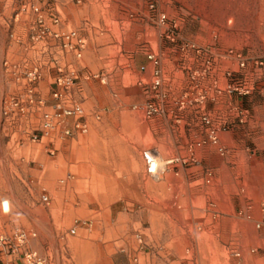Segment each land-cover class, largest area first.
Masks as SVG:
<instances>
[{"label": "rangeland", "instance_id": "374dc122", "mask_svg": "<svg viewBox=\"0 0 264 264\" xmlns=\"http://www.w3.org/2000/svg\"><path fill=\"white\" fill-rule=\"evenodd\" d=\"M53 1L103 79L83 81L88 131L50 153L3 124L1 63L22 8ZM262 222L264 0H0V236L34 231L47 264H264Z\"/></svg>", "mask_w": 264, "mask_h": 264}, {"label": "built area", "instance_id": "2783aa9c", "mask_svg": "<svg viewBox=\"0 0 264 264\" xmlns=\"http://www.w3.org/2000/svg\"><path fill=\"white\" fill-rule=\"evenodd\" d=\"M64 1L79 4L82 0ZM22 10L27 36L21 39L16 35L14 27L8 28L12 51L5 55L1 65L9 91L1 100V115L3 124L14 131H21L31 142H40L46 137L51 145L49 152L53 153L64 138L88 131L83 81L90 75L99 77L100 80L103 77L97 73H86L82 61L87 45L86 37L69 25L56 1L48 3L44 10L33 2ZM20 13L21 11L14 13L13 22L19 20ZM148 58L152 56L148 55ZM44 73L49 78V99H45L39 91ZM156 85L158 80L153 83V86ZM154 111L155 108L149 105L146 113ZM91 117L99 120L100 111L92 110ZM202 119L205 123L209 122L205 115ZM208 137L211 142L215 141L216 132L213 128L209 129ZM142 159L146 173L154 175L158 169L155 157L150 151L144 150ZM70 176L68 173L67 178ZM210 180L211 171H206L205 182ZM41 199L48 202L47 195L41 196ZM74 222L78 223L77 220ZM81 223L85 224L86 221ZM255 227L263 231L260 243L264 245V222L256 223ZM69 232H75V225ZM35 236L34 231L24 232L16 228L12 236L1 234L0 250L7 255L20 256L18 264H47L45 255L27 246L28 239ZM135 237L140 243V234L136 233Z\"/></svg>", "mask_w": 264, "mask_h": 264}, {"label": "crops", "instance_id": "0c3cea01", "mask_svg": "<svg viewBox=\"0 0 264 264\" xmlns=\"http://www.w3.org/2000/svg\"><path fill=\"white\" fill-rule=\"evenodd\" d=\"M20 261V256L16 254L7 255L5 252L0 250V264H18Z\"/></svg>", "mask_w": 264, "mask_h": 264}, {"label": "bare ground", "instance_id": "6f19581e", "mask_svg": "<svg viewBox=\"0 0 264 264\" xmlns=\"http://www.w3.org/2000/svg\"><path fill=\"white\" fill-rule=\"evenodd\" d=\"M155 162H156V160H155ZM156 166H157V164H156ZM3 203H4V208L6 209L7 208V204H6L5 201Z\"/></svg>", "mask_w": 264, "mask_h": 264}]
</instances>
